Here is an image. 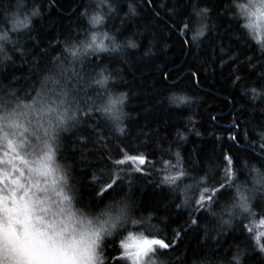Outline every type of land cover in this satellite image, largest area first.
<instances>
[{
    "label": "clouds",
    "instance_id": "obj_1",
    "mask_svg": "<svg viewBox=\"0 0 264 264\" xmlns=\"http://www.w3.org/2000/svg\"><path fill=\"white\" fill-rule=\"evenodd\" d=\"M140 3L127 0L126 16L138 15ZM190 8L194 19L185 29L190 42L199 47L213 30V9L201 0H190ZM228 12L246 41L255 46L254 58L261 61L250 64V70H258L261 83L249 87V99L253 103L264 100V0H229ZM115 14L117 0H86L80 12L82 30L63 38L60 50L45 64L30 61L32 73L24 84L18 82L20 78L0 82V223L4 228L0 264H116L114 257L119 264H173L160 255L158 246L145 242L144 238L161 239L156 213L137 214L127 192L105 198L101 183L92 192L101 202L91 206L82 199L76 162L64 154V137L82 125L86 111L102 120L114 138L127 131L128 93L114 87L119 77L107 65L94 72L86 70L93 56L123 57L139 48L133 36L120 39L108 28ZM42 15L38 0H0V71L14 63L16 56L29 55L23 37ZM166 99L182 107L198 98L172 91ZM260 138L264 141V131ZM179 140H187L183 130ZM168 155L167 166L160 161L158 182L180 197L178 207L203 208L212 223L202 227L213 240L242 224L251 248L264 257V225L260 224L264 220V164H248L252 175L247 182H239L234 170L237 178L231 181V197L205 204L207 199L198 203L204 177L189 170L197 167L196 162L186 165L179 150ZM194 220L193 226L198 224ZM13 225L18 235L12 232ZM245 255L246 247L235 245L230 255L208 254L193 264H244Z\"/></svg>",
    "mask_w": 264,
    "mask_h": 264
},
{
    "label": "trees",
    "instance_id": "obj_2",
    "mask_svg": "<svg viewBox=\"0 0 264 264\" xmlns=\"http://www.w3.org/2000/svg\"><path fill=\"white\" fill-rule=\"evenodd\" d=\"M38 2L43 15L23 37L29 55L16 56L14 63L0 71V82L20 78L18 82L24 84L32 73L30 61L45 64L60 50L63 38L74 36L85 27L80 12L86 0ZM201 2L213 9V30L197 47L190 42L184 27L194 19L190 0H141L139 14L134 17L126 16L127 0H117V14L109 19L108 28L120 39L133 36L139 48L128 50L123 57L93 56L86 70L94 72L97 67L107 65L119 77L114 87L128 93L127 111L131 117L127 131L124 136L114 138L102 120L90 116L79 129L87 132L93 143L82 148L77 142L80 133L75 130L64 137V154L76 162L82 199L91 206L101 202L92 196L97 184L92 174L99 176L104 166L111 163L109 155L113 161L141 154L146 157L143 165L126 160L119 166V183L103 194L109 198L127 192L137 214L156 213V223L161 229L159 238L172 241L164 256L173 264H193L195 259L208 254L227 256L235 245L246 247L244 264H264V257L251 248L242 224L237 223L213 240L202 227L212 223L206 211L198 205L178 207L180 197L173 196L158 182L160 161H168V153L179 150L186 165L196 162L197 167L189 170L204 177L200 192L219 203L234 192L233 179L238 177L239 182L250 179L248 164H264V148L260 146L264 143L260 138V132L264 131V100L253 103L248 96L249 87L261 83L258 70H250V64L261 61L254 58L255 46L246 41L239 23L230 18L229 0ZM172 91H184L198 99L176 107L166 99ZM181 130L187 134L186 141L179 140ZM97 133L102 134L107 148L97 140ZM117 147L127 148L124 156L116 155ZM224 155L232 157L231 167L237 177H225L229 166ZM213 187L216 191L204 192L205 188ZM193 219L198 221L195 226L191 224ZM177 231L179 236L174 235Z\"/></svg>",
    "mask_w": 264,
    "mask_h": 264
},
{
    "label": "snow or ice",
    "instance_id": "obj_3",
    "mask_svg": "<svg viewBox=\"0 0 264 264\" xmlns=\"http://www.w3.org/2000/svg\"><path fill=\"white\" fill-rule=\"evenodd\" d=\"M184 27H187V24H185ZM251 59V58H249ZM195 75V74H194ZM237 79H239V77H237ZM253 92H255V89H252ZM90 117L89 113L86 111L84 113V120H87ZM77 132H79L80 134L77 136V142L81 145L82 148H87V146L89 145V143H93V141L91 140L90 136L87 134V132L85 131H80V129H76ZM232 139H235V137H232ZM97 140L104 145V138L102 136V134L97 133ZM105 148H107L106 145H104ZM262 148H264V144L261 145ZM127 150V148L125 147L124 150H121L119 147H117L116 150V155L117 156H124V151ZM87 155H91V152H88ZM87 155H85L83 157V159H87ZM225 163L229 166L226 168L225 170V174L228 178H230L233 175V169L231 167V165L233 164V159L230 155H224L223 157ZM108 160L111 162L110 164L104 166V170L101 171L100 175H96L95 172L92 174V180L96 183H101L103 185V187L100 189L101 193H105L108 190H111L114 188V186H116L119 181H120V169L119 166L125 164L126 160H131V161H138L139 164L143 165L146 163V157L144 155H138V156H127L123 159H116L113 161L112 156L109 155L108 156ZM165 163L167 164L168 161H165ZM182 174V173H181ZM105 175H106V179H105ZM220 187H224V185H220ZM209 191H216L215 187H213L212 189H208L205 188L204 192L207 193ZM205 199H207L208 201H211L213 199L212 196H206L204 194H201L200 196V201H198V203L203 202ZM192 223H196V221H192ZM261 225H264V220H262L260 222ZM11 230L14 234L16 233V229L15 226L13 225L11 227ZM175 236H179L180 233L177 231L174 234ZM145 242L148 244L149 247H152L153 245L158 246L159 250H160V255L164 256L165 253L167 251H169L171 249V245H172V241H168L166 242L165 239H153V240H148L147 238H144ZM9 251H12V245H9ZM3 252H4V228L2 223H0V258H2L3 256ZM13 254L15 255L16 253L13 252ZM116 261V264H119V258L118 257H114L113 258Z\"/></svg>",
    "mask_w": 264,
    "mask_h": 264
}]
</instances>
